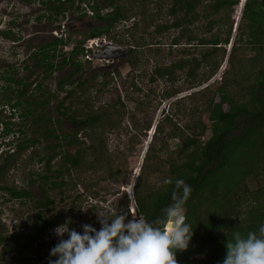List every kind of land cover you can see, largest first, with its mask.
Wrapping results in <instances>:
<instances>
[{
  "label": "trees",
  "instance_id": "obj_1",
  "mask_svg": "<svg viewBox=\"0 0 264 264\" xmlns=\"http://www.w3.org/2000/svg\"><path fill=\"white\" fill-rule=\"evenodd\" d=\"M25 1L31 2L32 0ZM42 1L48 9L46 16L50 20H58L70 9L84 12L81 4L85 3L93 9L94 17L98 21L104 22L103 26L85 33V41L105 35L109 41L115 44L133 47L129 57L132 67L138 61L136 56L138 47L147 38L148 43L145 45L150 48L156 46L157 52L162 53L161 46L163 45L157 36L172 27H180L182 23L180 19L172 18V16L175 17L177 13L183 12L182 20L184 25L186 24V29L182 28L180 36L189 32L187 26L193 21H197L199 16L202 18L212 17L209 21L210 29L212 32L216 27V31L209 36L202 35L200 40L198 39V43L202 46H200L202 48L200 59L194 56L192 61L196 63L195 67L189 70V74L195 78L197 76L196 67L203 68V79L199 82V86L214 77L226 60L227 46L231 41L235 24L232 13L240 2V0ZM205 3L209 8L202 15L197 9L198 6ZM103 4L108 7L105 13H102ZM135 18H139V20H136L131 26H127V23ZM121 24L123 30H120ZM10 32H4L5 36L15 38L14 34ZM196 38L194 35L188 38V42L190 43ZM154 41L155 43H153ZM232 43L227 58L229 66L223 70L220 83L219 81L214 82L215 88L208 85L200 92L194 93V95H185L176 101L178 105L196 95L200 96L199 100L203 99L206 102L203 113L207 115V120H202L201 116L183 127L176 126L181 133L183 130V134L180 133L172 149L169 148L167 139L174 137H165L162 134L163 126L156 124L155 132L161 135L158 142L162 144L159 152L163 157H159V161H157L151 159L147 154L145 155V161L142 163L138 175L139 181L134 188V199L139 213L143 215V218L151 221L160 216L162 210L172 202L174 192L177 195H182L175 189L177 179H183L190 185L191 193L187 196L184 210L194 227V235L188 250L177 253L178 264H221L226 254V242L232 239L235 232L246 236L250 231H258L259 227L264 224V0H246ZM65 44L62 37H55L53 41L41 45L40 52L34 55L37 57L35 66L43 68V77L39 78L37 82L17 76L18 71L16 70L5 71L2 74L5 85L0 87L3 92L0 90L3 97L0 99V134L3 133L0 137L4 139L5 136L19 133L17 139L6 141L4 147L7 148L1 151L0 189L7 191L10 198L21 200L31 195L28 190L18 189L17 185L9 182L10 171L22 156L38 142L36 138L27 136V132L25 133L27 129L24 131L17 124L21 125L24 120H28L33 115L35 117L37 109L58 97L57 93L43 89V82L51 73L67 66H71L73 69L70 74L58 81L57 86V90L60 91L72 87L66 94L71 99L69 105H65V100H60L57 108L61 115L67 117L71 122L80 124L82 129H87L88 135L93 140H99L101 131L107 123L110 127L119 125L118 117L124 115L125 107L122 104L119 107H107L106 109L95 107V112L87 110L90 106V89L92 87L97 89L99 85L100 91L97 93H101V87L105 88L114 77L110 75L111 72L107 73L104 78L105 83L99 82L97 86L94 79L87 80V84L79 81L85 71L84 64L88 66L91 61L85 57L83 61L79 59L80 55L83 57L86 53L82 41H79L68 52L59 51L58 47ZM173 44L175 48H178V39L175 38ZM243 45L245 48L255 51L254 56H240ZM184 48L173 50L180 51ZM60 53L62 59L55 61L56 55ZM186 54L188 55V52ZM175 64L176 67L183 65L182 61ZM91 80L93 81L91 82ZM195 86L179 87L177 92L180 93ZM35 90L41 93H37ZM218 95L220 101L216 102L215 97ZM225 104L229 106L227 111L223 109ZM4 107L12 110L10 116L5 114ZM68 108H70V112ZM17 110L21 111L18 114L20 123L13 121V115ZM118 114L119 116L115 117L114 121L111 120V116ZM40 120L42 117L37 116L30 121L31 124L28 128L38 125ZM59 122L60 119L57 120V123ZM238 122H242V132L234 135L232 131ZM14 126H17L16 129ZM55 130L46 128L44 131L46 134L49 133L58 138L59 136L54 133ZM97 130H100L97 132L98 134L95 132ZM207 131H210V137L204 140L203 136ZM84 132L83 136L85 137L87 131ZM90 133L92 134L90 135ZM101 138L102 141H99V144L94 141L95 144L89 149L94 152L99 148L103 156L110 158L112 154L109 153L107 143L103 141L104 136L102 135ZM73 143L75 142L73 141ZM83 151L78 150V153L73 156L64 154V166L56 169V175L63 178L66 174L70 176L73 170H80L81 162L85 161ZM58 155L51 153L49 156L40 157L39 161H45L47 169H50L51 162ZM101 158L100 156L97 159ZM156 174L160 175L158 182L155 179L147 180V177L150 178ZM40 177L44 180L41 189L45 203L40 205L39 210L36 211L37 221L30 233L7 235L8 229L1 219L0 211V244L6 243L2 251L5 254L15 251L18 256L17 264L33 262L39 264L42 260L48 264L50 249L55 245L51 243L50 247L46 249L47 232L56 224L65 222L61 221L60 217L52 216V207L42 210L41 207L45 208L54 204V200L49 196L48 190L51 188L45 186L48 185V179L51 177L42 175ZM247 181H257L258 187L249 191L246 186ZM50 183L51 186L61 189L66 182L54 180ZM74 207L72 206V208ZM238 209L241 211L236 215L235 210ZM124 211L129 213L127 209ZM87 219L84 216L76 215V220H71L70 228L80 231L81 225L87 224L88 221L91 224L99 225L98 219L96 222ZM195 244L199 246L196 247ZM32 249H35L36 252L28 256ZM3 264H15V262Z\"/></svg>",
  "mask_w": 264,
  "mask_h": 264
},
{
  "label": "rangeland",
  "instance_id": "obj_2",
  "mask_svg": "<svg viewBox=\"0 0 264 264\" xmlns=\"http://www.w3.org/2000/svg\"><path fill=\"white\" fill-rule=\"evenodd\" d=\"M107 8V5L103 4L102 13H105L108 10ZM208 8L206 3L201 4L198 6L197 11L203 15L208 11ZM89 10L92 9L85 8L88 16H81L80 11L77 12L70 9L65 12L64 16H60L58 20H50L46 16L48 9L44 6L42 0H32L31 2H26L25 0H0V87L5 85L2 80V74L5 71L12 72V70H16L18 71L17 76L36 82L43 77V68L35 66L37 57L34 55L40 52L42 44L53 41L55 37H62L66 42L65 45L58 47L61 52L72 50L79 41H82L84 46V34L104 25V22L98 21L95 17L90 18ZM239 12L238 8L233 11V20L240 17L239 15L241 14ZM172 18H178L182 23L180 27H172L157 36V39L163 45L161 46L163 50L161 54L155 49L156 46L150 48V46L145 45L148 43L147 38L138 47V52H136L138 61L134 67H132L129 60L132 49L128 54L123 56L117 54L115 58L111 57L108 61L91 59L88 66L84 64L85 71L79 80L83 83L87 84L89 79H94L96 86L99 82L105 83V75L110 72L112 73L110 75L114 77L105 88L101 87V93H97V91H100L99 85L97 89L96 87L90 89V106L87 110L95 112V107L106 109L107 107H119L121 104L125 107L124 115L121 117L119 114L111 116L113 121L115 117L119 116L120 124L116 127H110L107 123L100 134L104 136L103 141L107 143L109 153L112 154L110 158L103 156L99 148L94 152L89 149L95 144L94 141L98 144L99 141H102L101 136H99V140H93L88 135L89 131L87 129H82L80 124L71 122L58 111L57 105L60 100H65V105H69L71 100L66 94L72 87L62 91L57 90L58 81L73 70L71 66L56 70L47 76L43 82L44 91L57 93L58 97L44 107L37 109L35 117L33 115L28 120H24L21 125L17 124L22 130L27 129V131L24 130L25 133L27 132V136L36 138L38 142L22 156L9 173V182L17 185L18 189L28 190L31 195L20 200L10 198L7 191L0 189L1 219L8 229L7 235L14 233L26 235L33 230L37 221L35 213L39 210L40 205L45 203V197L42 195L41 189V184L44 183V180L40 175L51 177L48 179V185L45 186L51 188L48 190L49 196L54 200V204L51 206L41 208L42 210H47L52 207V216L60 217L61 221L76 220V215H79L86 217V220L89 218L96 222V213L104 214L124 211L126 204L130 202L134 186L139 181L138 175L142 163L145 161V155L147 154L151 159L157 161H159V157H163L159 152L162 144L158 142L161 135L154 130L156 124L163 126L162 134L165 137H174L167 139L169 148L172 149L181 133L176 126L183 127L201 116L202 120H207V115L203 113L206 102L203 99L199 100L200 96L196 95L178 105L176 101L185 95H194V93L200 92L208 85L215 88L216 84L213 83L218 81L220 83L222 80L223 70L229 66L226 60L223 62L219 72L207 83L200 86L199 82L203 79V68L196 67L197 76L195 78L189 74V70L193 69L196 64L192 61L193 57L197 56L200 59L202 46L198 43L199 38L202 35L209 36L214 33L216 27L211 32L209 21L212 17L202 18L199 16L197 21H193L187 26L189 32H186L184 36H180L182 28L186 29V24L184 25L182 20L183 12L177 13ZM136 20H139V18H135ZM129 26H131V23ZM120 30H123L122 24ZM9 31L14 34L15 38L5 36L4 32ZM138 35L141 36V34ZM194 35L197 38L189 43L188 38ZM175 38L179 41L178 48H175L173 44ZM126 47L130 46L127 45ZM183 47L185 48L180 51L173 50ZM228 48L229 44L226 59L230 51ZM186 52H188V55ZM254 54L255 51L249 50L243 45L240 56L252 57ZM61 59L60 53L56 55L54 60L60 61ZM79 59L83 61L85 58L80 55ZM214 59L211 60L213 61ZM180 61H182L183 65L176 67L175 63ZM193 85L196 86L180 93L177 92L179 87L187 88ZM0 90L2 92L1 88ZM35 92L41 93L37 90ZM2 93H0V99L3 98ZM215 101H220L219 95L215 97ZM4 109L5 114L10 116L12 110L5 107ZM223 109L227 111L229 106L225 104ZM68 111H71L70 108H68ZM19 113L21 111L17 110L14 113L15 115H13V121L18 123H20ZM37 116H41L42 120L38 121V125L29 129L30 121ZM167 117L169 118L166 119ZM58 119H60L59 123H57ZM15 127L17 126H14V129H16ZM46 128L50 130L56 129L54 133L59 137H54L49 133L46 134L44 131ZM85 130L87 135L84 137ZM181 131V134H183V130ZM241 132L242 122H238L232 133L237 135ZM2 135L3 133L0 134V136ZM17 135L19 133L5 136L4 139L0 137V142H2L0 143V165L2 164L1 151L7 148L4 147V143L9 139H17ZM209 137L210 131H207L203 139L206 140ZM59 143L61 144L58 145ZM78 150H84L85 159L83 161L82 157L83 162L80 164V170H73L70 176L65 172L66 175L63 178L56 175V169L64 166V154L73 156L78 153ZM51 153H56V155L59 153V155L51 162V168L47 169L45 161L40 162L39 158L49 156ZM100 156L102 158L98 160L97 158ZM159 178L160 175L156 174L150 178L147 177V180L155 179L158 182ZM54 180H64L66 183L61 189H58L51 186L50 182ZM258 184L257 181L246 182L249 191L256 189ZM129 188L131 194L124 191V189ZM72 206L75 207L72 208ZM239 211L241 209L235 210V214L238 215ZM86 223L91 224L89 221ZM60 225L62 224H56L48 230L46 249L50 247L49 244L53 243L55 245L58 243L54 229ZM92 225L97 229L100 227L96 223ZM5 244H0V264L8 262L17 264L16 259H18V256L15 251L3 253L2 250ZM195 246L198 247L199 245L195 244ZM35 252V249H32L28 256ZM31 264L36 263L33 262ZM39 264H45V262L42 260Z\"/></svg>",
  "mask_w": 264,
  "mask_h": 264
},
{
  "label": "clouds",
  "instance_id": "obj_3",
  "mask_svg": "<svg viewBox=\"0 0 264 264\" xmlns=\"http://www.w3.org/2000/svg\"><path fill=\"white\" fill-rule=\"evenodd\" d=\"M245 2L240 0L236 7L239 11L241 9V15L234 20L233 37L228 50L233 44ZM81 6L84 12L80 11V15L88 16L85 8L90 7L85 3ZM89 11L92 12L91 15L88 12L90 18H93V9ZM132 20L135 22V19H131L127 26ZM110 43L113 44L111 41L106 44L100 42L93 49H85L83 57L89 59V55L100 49L99 44ZM175 189L182 195L174 192L172 202L162 210L160 216L151 221L139 213L133 189L130 202L124 208L129 213H96L99 229L92 224H83L81 231H77L70 228L71 221L56 227L54 232L58 243L50 249L48 264H178L177 253L188 250L194 227L184 210L191 187L183 179H177ZM124 191L131 194L130 188ZM225 247L226 254L221 264H264V224L258 231H250L246 236L235 232Z\"/></svg>",
  "mask_w": 264,
  "mask_h": 264
},
{
  "label": "water",
  "instance_id": "obj_4",
  "mask_svg": "<svg viewBox=\"0 0 264 264\" xmlns=\"http://www.w3.org/2000/svg\"><path fill=\"white\" fill-rule=\"evenodd\" d=\"M134 20H132L130 23H133ZM129 23V24H130ZM100 49L96 52H93L91 55H89V59H97L99 61L106 60L108 61L109 58H115L117 54L119 55H126L129 53V51L132 49L131 47L126 46H119L115 44H99ZM106 47V49H104ZM132 179V177H131Z\"/></svg>",
  "mask_w": 264,
  "mask_h": 264
},
{
  "label": "built area",
  "instance_id": "obj_5",
  "mask_svg": "<svg viewBox=\"0 0 264 264\" xmlns=\"http://www.w3.org/2000/svg\"><path fill=\"white\" fill-rule=\"evenodd\" d=\"M89 14L91 15L92 12L91 11H88ZM240 12H241V9H240ZM100 42H103V43H109V41L107 40L106 37H97V38H92V39H88L85 44H84V47L86 49V51H88L89 49H93L95 46L98 45V43ZM87 57V56H86Z\"/></svg>",
  "mask_w": 264,
  "mask_h": 264
},
{
  "label": "flooded vegetation",
  "instance_id": "obj_6",
  "mask_svg": "<svg viewBox=\"0 0 264 264\" xmlns=\"http://www.w3.org/2000/svg\"><path fill=\"white\" fill-rule=\"evenodd\" d=\"M91 21V19H89ZM133 48V47H132Z\"/></svg>",
  "mask_w": 264,
  "mask_h": 264
},
{
  "label": "bare ground",
  "instance_id": "obj_7",
  "mask_svg": "<svg viewBox=\"0 0 264 264\" xmlns=\"http://www.w3.org/2000/svg\"><path fill=\"white\" fill-rule=\"evenodd\" d=\"M132 187V186H131Z\"/></svg>",
  "mask_w": 264,
  "mask_h": 264
}]
</instances>
